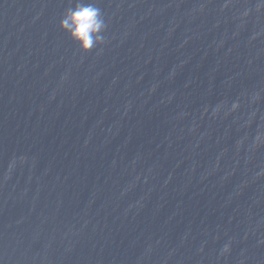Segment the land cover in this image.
Here are the masks:
<instances>
[{
    "label": "water",
    "instance_id": "obj_1",
    "mask_svg": "<svg viewBox=\"0 0 264 264\" xmlns=\"http://www.w3.org/2000/svg\"><path fill=\"white\" fill-rule=\"evenodd\" d=\"M73 2L0 0V264H264V0Z\"/></svg>",
    "mask_w": 264,
    "mask_h": 264
},
{
    "label": "clouds",
    "instance_id": "obj_2",
    "mask_svg": "<svg viewBox=\"0 0 264 264\" xmlns=\"http://www.w3.org/2000/svg\"><path fill=\"white\" fill-rule=\"evenodd\" d=\"M59 26L77 43L82 52L91 51L97 45L105 43L104 34L108 24L96 0H74L64 10Z\"/></svg>",
    "mask_w": 264,
    "mask_h": 264
}]
</instances>
